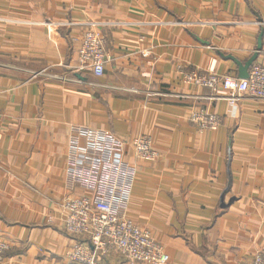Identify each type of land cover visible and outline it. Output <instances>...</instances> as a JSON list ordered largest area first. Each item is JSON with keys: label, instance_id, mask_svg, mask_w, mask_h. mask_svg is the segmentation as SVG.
<instances>
[{"label": "crops", "instance_id": "0c3cea01", "mask_svg": "<svg viewBox=\"0 0 264 264\" xmlns=\"http://www.w3.org/2000/svg\"><path fill=\"white\" fill-rule=\"evenodd\" d=\"M96 25L108 60L79 66ZM53 29L55 38L49 35ZM50 31V33H49ZM264 65V0H0V264H77L84 236L65 231L62 202L71 126L109 130L137 169L127 216L166 264H243L264 248V100L183 83V74L239 76ZM220 117L200 130L194 112ZM147 135L157 156L137 160ZM98 264H126L117 252Z\"/></svg>", "mask_w": 264, "mask_h": 264}, {"label": "built area", "instance_id": "2783aa9c", "mask_svg": "<svg viewBox=\"0 0 264 264\" xmlns=\"http://www.w3.org/2000/svg\"><path fill=\"white\" fill-rule=\"evenodd\" d=\"M87 29L79 40L77 57L81 68H89L99 77L108 60L105 38L96 25ZM50 33V31H49ZM53 29L49 34L51 38ZM183 83L208 88L213 94H232L264 100V65L253 66L247 77L183 74ZM191 120L200 130H215L220 117L211 112H194ZM125 142L105 129L71 126L66 144L64 176L70 188L83 193L62 202V222L65 231L84 236L88 243H75L66 252L68 260L77 264H98L97 256L110 251L119 253L126 264H166L168 255L151 233L127 216L136 166L125 158ZM132 155L137 160L153 161L157 154L149 136H136L130 141ZM9 244L0 241V263ZM243 264H264V248L255 251Z\"/></svg>", "mask_w": 264, "mask_h": 264}, {"label": "water", "instance_id": "95a60500", "mask_svg": "<svg viewBox=\"0 0 264 264\" xmlns=\"http://www.w3.org/2000/svg\"><path fill=\"white\" fill-rule=\"evenodd\" d=\"M261 38H262V33L260 34V36L258 38L256 52L244 64H240L239 62H237L238 66H239V76L238 77H240V78L247 77L248 69L251 66V64L255 61L257 53L261 49Z\"/></svg>", "mask_w": 264, "mask_h": 264}]
</instances>
